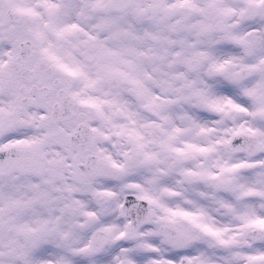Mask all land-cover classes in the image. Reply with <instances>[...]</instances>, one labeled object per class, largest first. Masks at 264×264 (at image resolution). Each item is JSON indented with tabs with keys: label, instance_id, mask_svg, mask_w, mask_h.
<instances>
[{
	"label": "snow or ice",
	"instance_id": "snow-or-ice-1",
	"mask_svg": "<svg viewBox=\"0 0 264 264\" xmlns=\"http://www.w3.org/2000/svg\"><path fill=\"white\" fill-rule=\"evenodd\" d=\"M0 264H264V0H0Z\"/></svg>",
	"mask_w": 264,
	"mask_h": 264
}]
</instances>
